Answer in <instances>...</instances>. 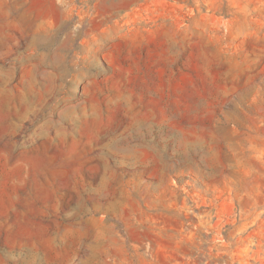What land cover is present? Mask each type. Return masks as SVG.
<instances>
[{
    "label": "rangeland",
    "instance_id": "rangeland-1",
    "mask_svg": "<svg viewBox=\"0 0 264 264\" xmlns=\"http://www.w3.org/2000/svg\"><path fill=\"white\" fill-rule=\"evenodd\" d=\"M0 264H264V0H0Z\"/></svg>",
    "mask_w": 264,
    "mask_h": 264
}]
</instances>
